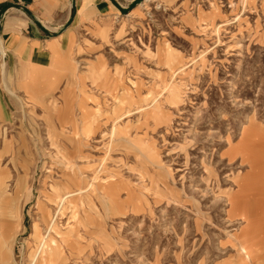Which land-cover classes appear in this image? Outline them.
Wrapping results in <instances>:
<instances>
[{"label":"rangeland","instance_id":"374dc122","mask_svg":"<svg viewBox=\"0 0 264 264\" xmlns=\"http://www.w3.org/2000/svg\"><path fill=\"white\" fill-rule=\"evenodd\" d=\"M112 1L0 4V264H264V0Z\"/></svg>","mask_w":264,"mask_h":264},{"label":"crops","instance_id":"0c3cea01","mask_svg":"<svg viewBox=\"0 0 264 264\" xmlns=\"http://www.w3.org/2000/svg\"><path fill=\"white\" fill-rule=\"evenodd\" d=\"M30 0H1L0 4L3 3H9V7L11 6V9H9L8 13L10 15L7 16L6 22L4 24V28L2 29V38L4 41V46L7 48V52H12L15 55L16 62H10V64L16 66L19 64H24L26 67L30 69H37V67L45 65L46 63V56L45 52L41 53L38 50L40 49V46H38L41 43L40 39H30L26 34L30 33V31H34L33 25L31 23H26V25H23L24 17L22 15H19L18 10L13 8L12 6L18 5L20 3L24 4L23 7L26 8L25 4L29 3ZM47 0H45L46 2ZM76 9L78 13L83 16L84 12L88 9H95V11L98 12H108L113 11L116 9L115 3L112 0H77L76 2ZM7 13V14H8ZM50 42V41H49ZM3 46L2 40L0 39V51L4 54L5 48ZM64 48V47H63ZM64 50V49H61ZM60 50V53H61ZM17 53H19L18 59L16 58ZM53 56V55H52ZM19 98V97H18ZM20 99V98H19ZM9 113L2 104L0 99V123L2 121H6ZM5 132H3V135ZM3 146L6 150L10 148V144L8 142H4ZM59 198V197H58ZM57 204V201H56ZM15 206V205H14ZM52 218V215L50 216V219ZM4 246L7 249H11V244L8 242L3 243ZM261 259H264V257H260ZM9 259V257L5 256L4 260ZM255 260V259H254ZM254 260L252 261L254 263ZM9 261H5V263H8Z\"/></svg>","mask_w":264,"mask_h":264},{"label":"bare ground","instance_id":"6f19581e","mask_svg":"<svg viewBox=\"0 0 264 264\" xmlns=\"http://www.w3.org/2000/svg\"><path fill=\"white\" fill-rule=\"evenodd\" d=\"M126 116V115H125ZM128 116H130V114H127V116L126 117H128ZM120 120H117L116 121V123L117 122H119ZM116 123L113 125L114 127H113V131L115 132L116 131ZM105 161V160H104ZM102 166H103V164H101ZM95 176H97V175H95ZM94 176V177H95ZM98 178L96 177V178H94V181H98L97 180ZM91 181H93L92 179H91ZM93 181V182H94ZM92 182V183H93ZM91 183V182H90ZM87 187V186H86ZM90 187H92V186H90ZM89 186H88V188H90ZM86 191V190H85ZM85 191L83 192L82 191V189H79V190H77L76 192H69V195H67V196H65V197H63V198H65V199H61L62 200V203L60 204V207L62 206V204H63V201L64 200H66V199H69V198H74V197H76V196H78V195H82V194H84L85 193ZM89 194V193H88ZM90 195V194H89ZM93 196V195H92ZM61 198V197H60ZM61 202V201H60ZM60 207H59V210H58V212L57 213H59L60 212ZM54 217V216H53ZM56 219V218H55ZM55 219L53 220V221H50L51 223H50V228L48 229L49 231H47L48 232V235L47 236H43L42 237V239H41V244L39 245V248H38V251L36 252V254L34 255V257H33V260H32V263L31 264H36L37 262H38V258H39V256H40V259H41V264H48V262H49V260L45 257L46 256V254H45V246H47V242H46V240L49 238V235H50V232H51V230H52V228H53V223H54V221H55ZM54 245V244H53ZM58 248V247H57ZM243 250V249H242ZM243 252V251H242ZM52 261V260H51ZM53 263V262H52Z\"/></svg>","mask_w":264,"mask_h":264}]
</instances>
